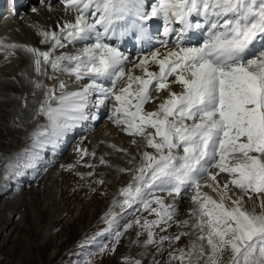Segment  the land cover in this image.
Wrapping results in <instances>:
<instances>
[{"label":"snow or ice","instance_id":"obj_1","mask_svg":"<svg viewBox=\"0 0 264 264\" xmlns=\"http://www.w3.org/2000/svg\"><path fill=\"white\" fill-rule=\"evenodd\" d=\"M63 2L65 10L76 15L74 21L58 25L59 31L39 33L41 43L51 41L48 51L0 45L30 53L38 74L47 75L42 67L50 66L54 72L74 76L77 82L89 79L78 91H61L59 96L55 95L56 88L44 91L38 113L49 120L51 134L58 136L71 127V122L85 119L92 93L98 94L97 107L113 100V122L123 125L128 135L142 137L156 153H143L134 184L120 193L125 197L123 206L131 208L139 202L146 211L152 203L159 206L151 209L158 219L145 220L142 225L148 230L145 243H153L151 229L171 220L176 208L165 205L160 197L149 201L144 196L157 188L179 196L187 185L196 189L192 196L197 206L191 213L195 217L192 227L199 230L197 239L201 243H193L187 252L180 249L178 255L169 253L171 259L193 264L194 258L198 261L206 257L204 264H224V253L228 252L227 264H264V201L259 213L243 206L245 195L251 199L250 193L264 194V0H157L150 13L144 10L143 0ZM90 16L94 22H90ZM127 17L134 18L133 34L137 39H141L152 18L163 20L164 35L175 32L177 36L174 49L162 57L152 52L134 65L141 69V76L126 73L123 65L128 57L103 42L109 33H115L117 22ZM173 24L180 27L173 29ZM193 28L207 29L198 46L184 42L185 34ZM93 35L95 42L85 43L78 52L55 55L57 49L86 42ZM163 46L167 47V42ZM150 62L158 66V72L148 70ZM173 76L171 83L182 86L180 93L170 90L168 78ZM125 77L124 86L117 89V83ZM103 79H111L112 87L98 83ZM58 86L66 88L63 81ZM35 87L43 85L36 82ZM161 90H168V98L156 111L145 112L144 105L153 99L152 92ZM209 165L218 172L208 174L214 183L205 186L214 192L219 189V200L200 192L199 178ZM221 172L233 177L223 187L215 183ZM229 183L241 192L235 199L228 196ZM120 235L116 233L117 239ZM168 239L162 236L160 242ZM172 239L179 240L180 236Z\"/></svg>","mask_w":264,"mask_h":264},{"label":"rangeland","instance_id":"obj_2","mask_svg":"<svg viewBox=\"0 0 264 264\" xmlns=\"http://www.w3.org/2000/svg\"><path fill=\"white\" fill-rule=\"evenodd\" d=\"M161 28L157 32L160 39L164 40L166 37L161 34ZM175 37H177L176 34H173L170 36V39ZM164 43L144 54L157 52L160 48L174 45L172 41H169L167 42V47H164ZM125 65H127L126 62H124L123 68L127 73ZM65 74L67 75V73ZM66 78L67 76L64 75L62 79L65 80ZM125 82L126 77L117 83L116 88L119 89ZM104 87L111 88L112 83L109 82ZM151 101L153 99L144 105L145 112H149L146 106ZM106 102L108 103L106 112L95 119L90 128H85L88 130L87 133H78L67 140L66 149L55 162L54 170L52 169L49 172V169L53 165L51 154L54 152L55 142H59L64 132L58 136L49 133L45 137L37 139L36 144L35 142H33L34 144L31 143L33 146L22 147L26 151L21 156L16 151L15 155L6 162V172H1L0 178L1 183L5 184L4 186H7V190L9 191L4 196H0V203L5 202L4 200L6 199L8 205L15 206L14 202L18 200L20 202L18 204L20 205H18V213L14 221H19L24 211L27 212V219L26 221L22 220L18 228H14L13 226V229L9 231L12 226L11 224L0 232V264H29L30 258L34 259L32 264H135V261H140V264H180L179 261L172 260L169 253L178 255L180 249H184L187 252L186 245H192L193 243L199 245L201 243L194 234L192 235L187 231L179 232L182 227V229L189 227V222L187 225L183 223L185 221L182 217L185 212L184 205L187 204L188 199L192 201V196L196 194V189L185 185L182 187L181 194L177 196L175 193L170 195L167 190L157 188L144 196V199L149 201L153 200L154 197H160L165 205H175L176 208L171 220L154 226L151 229L153 232V243L151 244L145 243L148 239V230L144 229L142 225L145 220L152 221L158 219L151 212V209H158L159 206L152 203L150 209L147 211L144 210L142 204L139 202L134 203L131 208L123 206V200L120 198L125 197L120 194L121 190L134 184V181L127 186H122L114 196H111L114 186L117 188L120 182L124 184L123 180L127 175L133 174L134 176L136 174L135 170L143 162V153L155 151L146 146V142L142 137L122 133L123 125L118 126L114 122L107 125L108 118L113 117V108L110 105H114V101L109 99ZM88 119L90 118L88 117ZM39 120L38 115L35 114L31 123L34 122L36 124ZM44 124L46 123L44 122ZM48 128L51 130L49 126ZM100 131H103L104 137L103 135L101 136L103 142L99 141V144L94 136L95 133ZM36 132V130L33 132L32 138ZM93 132H95L94 136H91ZM84 135L89 137L87 144L93 147L97 155L92 153L88 156L87 150L78 156L80 152L76 151L81 145L82 139L80 137ZM101 143H104V148H106L102 149L104 150L102 152L104 163H101L98 156V147L101 146ZM20 149L21 147L18 148V150ZM73 153H76V156ZM152 154L156 155L155 153ZM106 164H108V168L105 167ZM4 167L5 165L0 167L1 170ZM25 167L27 168L25 169ZM29 167L32 168V173ZM206 167L210 168L211 166ZM37 168L39 169L37 170ZM34 171L36 173H33ZM51 172H54L55 175L57 174V177L53 179L50 176L48 177L47 173L51 175ZM81 172L87 173V178H83L82 175L80 177L78 174ZM217 172L218 169L213 170L212 174H216ZM220 176L223 178L220 179ZM9 178L12 179L10 180ZM232 178L229 174L221 172L217 175L215 183L223 187ZM219 179L221 181L224 180L223 183L219 182ZM199 183L202 194H207L214 200H219V189L214 192L211 188L205 186L206 184L214 183L208 179L205 173L199 178ZM33 186H35L34 190H32L33 192L29 191L26 194V191ZM19 194L21 195L19 196ZM26 195L31 198L32 202L25 201ZM240 195V190L229 183L228 196L235 199ZM250 195H252V198L253 196H257L260 199H264V194L261 193H250ZM251 199L247 195L244 196V201L249 204ZM28 202L30 203L28 204ZM246 202L243 204L244 208L252 211L251 205L248 208L245 206ZM225 204L231 207L230 201L225 200ZM3 205V203L0 204V206ZM66 210L67 212H65ZM259 210H261L260 207ZM94 211L95 214L92 215ZM82 212H85L84 218L79 220ZM137 220L140 221L139 224L136 223ZM179 222L182 224L181 227ZM129 225L131 226L129 227ZM161 229L165 230L162 231ZM132 231L136 249L133 252H129L131 251L130 248H127L129 241L127 240L128 243H125L126 240L124 241V238L128 232ZM116 233H121L118 239L115 237ZM162 236H167L169 239L161 243L160 238ZM175 236H180V239H172ZM185 238L192 240L189 239L185 243ZM11 242H14L13 248H10ZM138 247L147 250V253L140 254L141 250ZM126 248L128 252H124ZM228 256L229 253L225 252L224 264H227L225 261H227ZM205 259L206 257H202L197 261L194 258L193 264H204Z\"/></svg>","mask_w":264,"mask_h":264},{"label":"bare ground","instance_id":"obj_3","mask_svg":"<svg viewBox=\"0 0 264 264\" xmlns=\"http://www.w3.org/2000/svg\"><path fill=\"white\" fill-rule=\"evenodd\" d=\"M145 1H147V0H145ZM4 6H5L4 7V13L3 14L0 13V18H2V16H3V18L0 21V45H11V44L24 45V46L36 48L40 51H48L49 48L51 47V41H49L47 43H41V40L43 39V37L39 33L42 31H59L58 25L62 26L66 21H74V18L76 15V13H74V12L65 10V5H64L63 0H22V1L20 0L19 2L17 1L15 3L13 8H9V6L7 5V2L4 4ZM152 7H154V6H151L149 8V10H145V11L150 13ZM33 9H35V11H33ZM128 18L129 17H127L126 19L128 20ZM94 19L95 18H92L90 16L91 22H94ZM133 19H134L133 17H130L128 22L133 21ZM192 19H197V18L194 17ZM162 21L163 20L161 18H152L151 20H149L146 23L144 34L151 41H152L151 36H155L154 34L151 33L153 31L154 25L156 23H159ZM131 24H132V22H131ZM171 27L173 29L177 28L176 24H173ZM132 29L135 30L133 27V24H132ZM205 29L203 31L197 30L195 28L189 30L185 34L184 42L187 43L188 45L189 44L193 45L195 43H199L201 40L204 41ZM94 38L95 37L93 35L86 42H80V43H77L75 45H68L67 48H64V49H57L55 51V55H59L62 52H68V53L74 54V53L78 52L81 48H83L85 46V43L92 44L91 41ZM106 42L108 44H111L108 40ZM174 48H175V46H168L167 48H160L159 50H157V52H159L161 54V57H162L164 53H166L168 50H172ZM133 49H134V47H131L125 55L128 57V59L125 61L127 63V65H125V69L127 72L131 71L134 76H141L142 75L141 69L134 67V65L139 64L141 58L150 57L151 53L150 54H138L136 57H131L130 53H132ZM147 67H148L149 71H152V72H158L159 71V68L155 63L150 62L147 65ZM42 72H46L47 75L38 74L36 72L35 66L33 63L32 55L30 53L24 51L22 48L17 47L15 49H10V48H5L3 46H0V167L5 165L3 170H1V168H0V174H2L1 172L5 171V169L7 167L6 162L9 161V159L13 155H15L16 151L21 156V154L24 151H26L23 148H25L27 146H33V145H31V143L35 142V144H36L37 139H41V138L45 137L46 135H48L49 133H51V130L48 128L49 120L47 119L46 116L38 113V109L41 105V102L44 99V91L47 88H56L55 95L59 96L61 91H78V90L82 89L84 85H86L90 82L87 77H85L83 80L77 82L75 80L74 76H69L68 74L66 75L65 73H61V72H54L50 66H43ZM64 75L67 76V78L65 80L62 79L64 77ZM48 77H52V78L49 79ZM168 79L170 82L169 83L170 90L173 92H176V93H180L182 91V86L178 83H171V81H173L175 79V77L174 76L169 77ZM104 80H105V82H107L111 79H103V81ZM60 81H63L66 85V88L63 90L59 89L58 85H59ZM36 82H40L43 85V87L40 89H37L35 87ZM124 84H123V86H124ZM96 94L97 93H92L91 96L89 97L88 107L85 109L86 118L71 122V127L68 128L66 131H64V134L60 138L59 142L53 141V142H55V147H54L55 149H54V152H52V154H51V156H52L51 160H52L53 165L49 169V172L52 169L54 170L55 162L62 156L63 151L66 149L67 140L71 137L76 136L78 133H81V132L87 133L88 130L85 128H90V126H92L94 120L97 119L98 117L104 115V113L106 112V108L108 105L107 102L105 103V105L97 107L96 103H95L96 100L92 101L94 99V97L96 96ZM152 97H153V101H151V103L146 107H147L148 111L154 112L157 110L158 105L160 103H162L165 99L168 98V90H161L160 92L154 91L152 94ZM52 106L55 107L56 106L55 103H53ZM110 106H112V108H113V105H110ZM35 114H37L38 118L40 119L39 122L36 121L37 122L36 124H34V122L31 123V120L33 119ZM93 116L95 117V119H93ZM88 117L90 119H88ZM113 121H114V118L111 116L110 118H108L107 125H109L110 123H113ZM44 122L46 124H44ZM30 128H33V129H30ZM35 130L37 131L36 133H45V135H36L35 137L32 138V134ZM95 132H93L91 136H94ZM122 133H126V132L123 130ZM102 135H103V131L95 133L94 138L97 139L98 143H99V141L103 142L102 138H101ZM103 137H104V135H103ZM80 138L82 139L81 145L77 148V151H76V152H80L78 154V156L82 155L87 150H88V156H90L92 153L97 155V153L93 149V147H91L90 144H87L89 137L87 135H84ZM26 140H27V142H26ZM85 142H86V144H85ZM94 142H96V141H94ZM104 146H105L104 143H101V146L98 147L99 148V152H98L99 160H104V157L102 155V152L104 151L102 149L104 148ZM19 147H21L20 150H18ZM104 149H106V148H104ZM149 153L152 154L155 152H149ZM180 153H182V150H180ZM73 154H74V156H76V153H73ZM29 157H31V156H29ZM11 160L13 161V159H11ZM14 162H15V160H14ZM14 162H13V164H14ZM12 167H14V166H12ZM105 167L108 168V164H106ZM26 168L27 167H25V169ZM31 169L32 168H30V171H31ZM38 169L39 168H37V170ZM11 170H13V169H11ZM37 170L35 169V171H37ZM213 170H216V168H213V167L207 168V172H205V175L208 176V174L212 173ZM35 171L33 173H36ZM31 173H32V171H31ZM51 173H52L51 175H50V173H47L48 177L50 176V178H52V179L57 177V174L55 175L54 172H51ZM13 174H15V173H13ZM38 174L40 175V173H38ZM78 175L80 177L82 175L83 178H87V173H85V172H83V173L81 172ZM88 176H90V175H88ZM132 176H133V174L127 175V177L123 180L124 184H121V182H120V184L117 188H116V186H114L112 191H111V193H112L111 196H114L116 194L117 190L119 188H121L122 186H127V185L131 184L133 181ZM219 178L221 179L223 177L220 176ZM9 179L11 180L12 178H9ZM13 179H15V178H13ZM43 179H46V178H43ZM220 179H219V182L223 183L224 180L221 181ZM31 181H33V180H31ZM23 184H25V183H23ZM4 185L1 183V178H0V196H4L9 191V190H7L8 187L4 186ZM27 187H28V184H27ZM34 187L35 186L28 189L26 191V194L29 191L34 190ZM4 189H5V191H4ZM1 190H3V191H1ZM37 191H39V190H37ZM20 195L21 194H19V196ZM120 199L124 200L125 198H120ZM4 201L5 202L0 203V204H2V203L4 204L3 206H0V232L2 230H5L6 228H8L9 225H11V224H12V226H11L9 231H11V229H13V226H14V228H18L20 226L19 223L22 220L26 221V219H27V212L24 211L23 216L20 218V220L14 221V218L16 217V215L18 213V205H20L18 203H20V202L18 200L15 201L14 203L16 205L14 206V205H8L6 199ZM25 201L32 202L31 198L27 195L25 196ZM188 201H189V203H188ZM262 201H264L263 198L260 199L257 196H253L251 201H249L250 204L246 201H244V202H246L245 206L247 208L251 205L252 211L254 210L255 212L259 213L260 212L259 207H260V204ZM30 202H28V204ZM196 207L197 206L191 201V199L187 200V204L184 205V211H185L184 216H182V217L185 221L189 222V227H186L185 229H182L183 228L182 227L181 230L179 229L180 233H182L183 231H187L188 233H191L192 235L194 234L195 237H197L196 235H198L199 230L192 227V224L195 222V217L193 215H191L193 209ZM95 211H94V213H92V215L95 214ZM65 212H67V210ZM84 215H85V212H82V214L79 216V220H82L84 218ZM181 222H179L180 227L182 226ZM20 229H22V228H20ZM133 239H134L133 231L128 232L126 234V237L124 238V241L126 240L125 243H128L127 240L129 241V245L127 244V248L128 249L130 248V250H131L129 252H133L136 249V244H134L135 242ZM189 239L185 238L184 242L187 243ZM190 240H192V239H190ZM192 245L191 244L186 245L185 248L187 249V251L191 248ZM13 246H14V242H11L10 248L11 247L13 248ZM140 247H142V246H140ZM140 247H138L141 250L140 254H146L147 250H144ZM127 248L124 249V252H128ZM224 259H225V257H224ZM33 262H34V259L30 258L28 263L32 264ZM226 262L227 261H225V263Z\"/></svg>","mask_w":264,"mask_h":264}]
</instances>
